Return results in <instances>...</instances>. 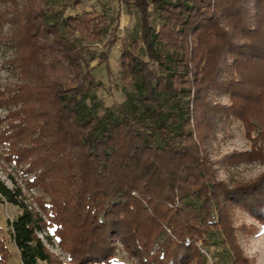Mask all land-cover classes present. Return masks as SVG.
Listing matches in <instances>:
<instances>
[{
	"label": "trees",
	"instance_id": "16d2710c",
	"mask_svg": "<svg viewBox=\"0 0 264 264\" xmlns=\"http://www.w3.org/2000/svg\"><path fill=\"white\" fill-rule=\"evenodd\" d=\"M77 2L0 0V43L12 48L0 67L16 75L0 83V157L24 176L0 181V198L19 208L8 232L20 264H108L117 241L132 264H205L220 251L251 264L232 216L241 207L264 223V169L224 179L217 168L264 164V0H131L139 32L122 40L105 11L65 12ZM105 34L121 41L134 93L97 111L86 44ZM233 116L251 145L214 158ZM49 228L67 262L40 236ZM9 254L0 236V264Z\"/></svg>",
	"mask_w": 264,
	"mask_h": 264
},
{
	"label": "rangeland",
	"instance_id": "374dc122",
	"mask_svg": "<svg viewBox=\"0 0 264 264\" xmlns=\"http://www.w3.org/2000/svg\"><path fill=\"white\" fill-rule=\"evenodd\" d=\"M66 0H49V4L60 6ZM82 8L105 11L109 16L111 26H116V31L123 38H131L139 32V12L133 3L127 0H79V2L67 5L65 12H74ZM6 27V26H5ZM107 34L100 40L87 43V56L91 71L101 82V85L94 90L93 96L87 100V104L97 111L116 102L129 100L134 93L131 84H128L120 75V45L121 41L112 44L110 47L104 42ZM12 55V48L0 43V62ZM258 65V64H257ZM16 79L13 71L5 66L0 67V83H8ZM223 103H229L230 97L221 94L217 97ZM4 107H0V116L6 113ZM251 143L245 134L244 124L237 117L233 116L228 122L220 123L217 130V138L212 140L214 158L232 150H246ZM1 149V145H0ZM264 169V164L259 160H240L237 163L218 165L217 174L220 178H251ZM30 176V175H28ZM24 176L20 173V167L0 157V181L8 186H14L15 182L23 184ZM30 196L40 194L42 191L36 187L31 190L24 189ZM48 200L49 197L45 196ZM19 208L0 198V236L4 237L9 249V264H20L19 251L8 232V220L12 218ZM233 224L236 226L237 238L244 254L250 258L251 264H264V223L254 218L244 208L237 207L232 216ZM48 230L40 231L39 234L47 246L63 261L68 260V254L57 237H48ZM116 255L111 263L121 261L124 264H132L133 259L128 256L120 241L116 242ZM94 264H107L98 262ZM205 264H230L229 257L220 251L216 255L207 254Z\"/></svg>",
	"mask_w": 264,
	"mask_h": 264
},
{
	"label": "crops",
	"instance_id": "0c3cea01",
	"mask_svg": "<svg viewBox=\"0 0 264 264\" xmlns=\"http://www.w3.org/2000/svg\"><path fill=\"white\" fill-rule=\"evenodd\" d=\"M264 234V233H263Z\"/></svg>",
	"mask_w": 264,
	"mask_h": 264
}]
</instances>
